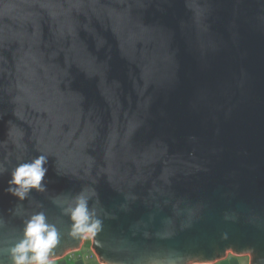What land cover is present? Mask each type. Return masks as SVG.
Here are the masks:
<instances>
[{"label": "water", "instance_id": "1", "mask_svg": "<svg viewBox=\"0 0 264 264\" xmlns=\"http://www.w3.org/2000/svg\"><path fill=\"white\" fill-rule=\"evenodd\" d=\"M264 264V0H0V264Z\"/></svg>", "mask_w": 264, "mask_h": 264}, {"label": "rangeland", "instance_id": "2", "mask_svg": "<svg viewBox=\"0 0 264 264\" xmlns=\"http://www.w3.org/2000/svg\"><path fill=\"white\" fill-rule=\"evenodd\" d=\"M91 236L89 234L85 235L83 238V242L80 246V248L78 250H76V252H69L67 254H65L63 257L64 258H75V256L77 255V253H79L83 260H84V264H100L95 256V254L93 253L92 249H91ZM228 257H226V259L218 261L215 264H231L230 263V256L233 255L232 253H228L227 254ZM238 257L239 260V264H249V255H235ZM62 258V257H61ZM58 259H54V260H50L48 261L47 264H58ZM223 259V258H222Z\"/></svg>", "mask_w": 264, "mask_h": 264}, {"label": "trees", "instance_id": "3", "mask_svg": "<svg viewBox=\"0 0 264 264\" xmlns=\"http://www.w3.org/2000/svg\"><path fill=\"white\" fill-rule=\"evenodd\" d=\"M76 251H74L75 253ZM65 257V256H64ZM62 256V258L60 257V259L58 260V264H84V260L82 258V256L77 253V255L75 256V258H64ZM230 263L231 264H239V261H238V257L235 256V255H231L230 256ZM48 262H44V263H39V264H47Z\"/></svg>", "mask_w": 264, "mask_h": 264}, {"label": "crops", "instance_id": "4", "mask_svg": "<svg viewBox=\"0 0 264 264\" xmlns=\"http://www.w3.org/2000/svg\"><path fill=\"white\" fill-rule=\"evenodd\" d=\"M226 257H228V255H227ZM226 257H225V258H223V259H221V260H224V259H226ZM218 261H220V260H218ZM218 261H216V262H214V263H212V264H215V263H217ZM238 261H239V260H238Z\"/></svg>", "mask_w": 264, "mask_h": 264}]
</instances>
